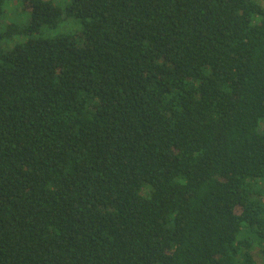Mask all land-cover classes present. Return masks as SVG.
Here are the masks:
<instances>
[{"label":"trees","instance_id":"16d2710c","mask_svg":"<svg viewBox=\"0 0 264 264\" xmlns=\"http://www.w3.org/2000/svg\"><path fill=\"white\" fill-rule=\"evenodd\" d=\"M67 1L0 29V264H256L258 0Z\"/></svg>","mask_w":264,"mask_h":264},{"label":"rangeland","instance_id":"374dc122","mask_svg":"<svg viewBox=\"0 0 264 264\" xmlns=\"http://www.w3.org/2000/svg\"><path fill=\"white\" fill-rule=\"evenodd\" d=\"M55 3L59 6H66L68 3L67 0H55ZM258 3L263 7L264 9V2L261 0H258ZM5 14L0 18V29L3 30L6 24L26 21V18L28 15L24 16L22 13L21 8V2L20 0H12L8 4L5 5ZM80 30V27L73 21L68 20L63 23L57 29L51 30L45 34V37H56L61 34H74L75 32H78ZM15 41V40H14ZM14 41H9L7 39H0V46L2 48H10ZM253 258L256 264H264V255L261 254V252L258 249H255L253 252Z\"/></svg>","mask_w":264,"mask_h":264}]
</instances>
